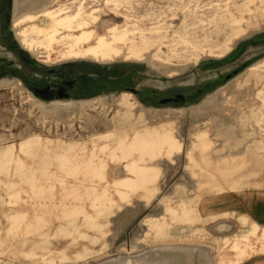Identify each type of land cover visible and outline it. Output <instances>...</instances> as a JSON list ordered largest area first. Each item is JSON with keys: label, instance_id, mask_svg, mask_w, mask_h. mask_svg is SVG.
Segmentation results:
<instances>
[{"label": "rangeland", "instance_id": "374dc122", "mask_svg": "<svg viewBox=\"0 0 264 264\" xmlns=\"http://www.w3.org/2000/svg\"><path fill=\"white\" fill-rule=\"evenodd\" d=\"M12 1L0 264H263L264 0Z\"/></svg>", "mask_w": 264, "mask_h": 264}, {"label": "bare ground", "instance_id": "6f19581e", "mask_svg": "<svg viewBox=\"0 0 264 264\" xmlns=\"http://www.w3.org/2000/svg\"><path fill=\"white\" fill-rule=\"evenodd\" d=\"M16 1V0H15ZM26 3V1L24 2V3H22V4H20V3H18V2H15L14 3V8H13V12H14V15H13V18L15 19L14 20V22L16 21V19H17V17L16 16H18V14L20 13V10H21V8L23 7L22 5L23 4H25ZM37 6V5H36ZM30 16V15H29ZM33 17L31 16V17H29L28 19L29 20H31ZM16 37H17V35H16ZM20 37V36H19ZM22 41V40H21ZM20 41V42H21ZM22 44V46L24 47L25 45H24V43H21ZM25 49H26V46H25ZM33 64L37 67V68H42L43 66H46V65H44V64H42L41 62H38V61H34L33 62ZM49 69H53L52 67L53 66H47ZM19 78V77H18ZM3 80V79H2ZM3 82H7L5 79L3 80ZM8 83V82H7ZM10 83V82H9ZM33 95V94H32ZM34 97H36L37 98V96H35L34 95ZM54 102V101H53ZM55 102H57V101H55ZM85 101H79V102H76V101H74V100H67V102H60V101H58L57 103H56V105H61L62 103H63V105H65V106H70V107H76V106H78L79 104H81V105H84V104H86V102L84 103ZM44 106V105H43ZM203 108V107H202ZM165 250H166V248H165ZM170 250V249H169ZM172 250V249H171ZM186 254V253H185ZM138 264H147V263H144V262H140V263H138ZM148 264H150V263H148ZM151 264H162V263H159V262H157V263H151Z\"/></svg>", "mask_w": 264, "mask_h": 264}, {"label": "flooded vegetation", "instance_id": "af4514ba", "mask_svg": "<svg viewBox=\"0 0 264 264\" xmlns=\"http://www.w3.org/2000/svg\"><path fill=\"white\" fill-rule=\"evenodd\" d=\"M14 1L15 0L12 1L13 7H14ZM50 72H53V69H50ZM15 76H17L16 78H18V77L19 78H24L18 72H16ZM24 80H25L24 82L27 81L25 78H24ZM28 81H29L28 83L30 84L31 88H33L36 92H38L39 94L44 95V96L51 97V94L53 92H56L55 90L60 89L56 84H54L53 78L49 79L47 82L43 83L42 85L36 84V82H32L31 80H28ZM68 100H73V99H68Z\"/></svg>", "mask_w": 264, "mask_h": 264}, {"label": "water", "instance_id": "95a60500", "mask_svg": "<svg viewBox=\"0 0 264 264\" xmlns=\"http://www.w3.org/2000/svg\"><path fill=\"white\" fill-rule=\"evenodd\" d=\"M264 36H258V38H262ZM229 61V58H226L224 60H218V61H212L209 63L204 64V66L206 67H210V68H215V67H219L225 63H227Z\"/></svg>", "mask_w": 264, "mask_h": 264}, {"label": "crops", "instance_id": "0c3cea01", "mask_svg": "<svg viewBox=\"0 0 264 264\" xmlns=\"http://www.w3.org/2000/svg\"><path fill=\"white\" fill-rule=\"evenodd\" d=\"M264 264V263H263Z\"/></svg>", "mask_w": 264, "mask_h": 264}]
</instances>
